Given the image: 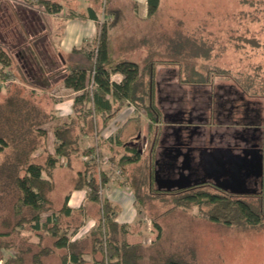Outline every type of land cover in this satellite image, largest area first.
Wrapping results in <instances>:
<instances>
[{
  "label": "trees",
  "instance_id": "obj_1",
  "mask_svg": "<svg viewBox=\"0 0 264 264\" xmlns=\"http://www.w3.org/2000/svg\"><path fill=\"white\" fill-rule=\"evenodd\" d=\"M37 1L47 14L61 11V5L56 2ZM147 1L148 16L151 17L157 11L160 0ZM6 9L9 11L8 7ZM7 11L3 10L0 2V20H3L4 26L8 28L12 23L15 24L13 30L16 45L12 47H18L15 56L27 84L47 89L54 82L63 81L66 87L80 94L75 97L74 115L70 121L53 128L57 140L53 154L48 152L47 133L41 128L47 118L38 107L30 105L20 90L14 91L0 104V150L6 146L13 148L12 157L6 158L0 166V260H4V264H47L58 250H64L65 253L60 256L61 264H87L86 256L91 258L93 264H192L180 252L171 253L162 244V226L158 221L154 223L158 230L155 242L149 246L127 243V225L116 222L115 206L101 194L102 187L110 179L100 165L103 160L100 151L103 139L101 134L125 101L137 102L139 65L133 61L112 64L108 27L104 23L96 52L73 50L74 54L85 56L89 67H69L68 62L65 59L63 61L57 52L53 54L49 51L44 34L46 27L40 10L20 6L11 13L6 14ZM0 62H3L0 69L2 84L10 78L11 74L4 70L10 66L11 58L1 47ZM112 73L123 74L122 82H112ZM92 79L96 87L91 92L88 86ZM211 81L209 79L203 83H212ZM153 91L152 85V102L147 113L151 120L148 132L155 134L151 141L154 151L160 138V128L155 123L166 121L161 105L154 103ZM29 93L33 95V92ZM88 135L95 138V143L82 149L80 139ZM120 135L121 130H118V142ZM141 152L142 143L139 140L131 144L120 159H117V155L109 158L126 176V182L138 202L142 201L143 193L141 171L138 167ZM73 156L82 158L84 164L83 171L77 174L74 189L87 187L88 200L98 203L100 207V218L96 226L84 238L74 240L72 237L81 227V222L74 224L73 214L82 213L83 208H70L69 194L58 208L56 183L53 178V170L57 165L63 159L71 162ZM156 158L154 154L151 156L152 169ZM159 192L161 191L156 190L157 194ZM183 192L186 195L177 199L176 206L185 209L197 207L203 217L213 222L229 225L241 222L256 224L263 216L251 202L240 197L202 190ZM44 214H47L45 218ZM7 254L9 257L5 258Z\"/></svg>",
  "mask_w": 264,
  "mask_h": 264
},
{
  "label": "rangeland",
  "instance_id": "obj_2",
  "mask_svg": "<svg viewBox=\"0 0 264 264\" xmlns=\"http://www.w3.org/2000/svg\"><path fill=\"white\" fill-rule=\"evenodd\" d=\"M0 2L4 11L9 8L6 14L20 6L40 10L49 51L56 53L50 41V23L49 27L46 25L50 16L37 0ZM131 4L132 1H126L122 25L115 26L112 32L113 36L119 37L124 27H129L130 46L136 51L126 59L139 65L144 79L150 80L154 74V103L158 102L159 88L174 86L189 92L191 84L212 79L214 84H234L247 98L264 104V0H160L157 11L144 22L134 20ZM4 24L1 19L0 47L11 58L10 66L4 70L11 75L7 80L10 82L0 84V104L20 90L31 106L40 103L47 109L48 115H44L49 118L52 100H65L61 97L64 94L53 92L50 87L42 89L27 84L15 56L18 47H12L16 45L15 24L8 28ZM2 67L3 62H0V69ZM53 93L60 97L54 98ZM51 144L49 140V147ZM12 154V146L0 150V166ZM101 154L102 159L110 156L109 152ZM144 162L147 161L141 162L143 193L139 208L149 224L154 226L155 221L161 224L162 244L169 252H180L192 264H264V214L256 224L229 225L203 217L197 207H177V199L186 193L161 191L157 194L155 185L147 178ZM104 169L112 176L116 174L120 181L125 178L118 166H112L110 162ZM62 173L61 179L64 177L65 182L66 171ZM201 190L221 194L211 186L190 192ZM246 201L252 203L251 198ZM119 206L123 208L125 202ZM46 216L44 214L43 218ZM1 261L4 264L5 261ZM47 264L60 262L55 256Z\"/></svg>",
  "mask_w": 264,
  "mask_h": 264
},
{
  "label": "crops",
  "instance_id": "obj_3",
  "mask_svg": "<svg viewBox=\"0 0 264 264\" xmlns=\"http://www.w3.org/2000/svg\"><path fill=\"white\" fill-rule=\"evenodd\" d=\"M61 5V11L56 14H48L50 19L46 23L49 27L50 23V41L54 46L55 51L68 62L69 67L75 68H88L89 62L86 60L83 54H74V49H80L83 52L95 51L98 38L100 36L101 21L105 20L108 27V45L109 53L112 64L120 61H131L126 58H130V55L136 51V48L130 46V35L128 33L129 27H124V31L118 36H113V28L115 26L122 25L124 19L123 10L125 9V3L128 0H51ZM132 1L131 10L132 16L137 21H147L151 19L148 16V1L147 0H130ZM119 23V24H118ZM118 41V43L116 42ZM70 57V60L67 58ZM68 73L69 70H64ZM139 90L137 94V102L125 101L123 107L118 111L116 116L109 122L106 129L102 132V141L100 146L101 152H109L110 156L117 155V159H120L131 144L138 142L142 143V155L138 167L141 171L142 179V167L141 162L147 164L146 170L148 171L147 178L151 181L152 166L151 156L159 158L162 152L163 142L159 141L153 151L151 147V141L153 135L148 132L149 124L151 123L148 113L145 112V108H148L152 102V77L151 79L143 78V71L140 70L139 75ZM124 79V75L121 73H112L111 81L115 83H121ZM53 92H61L64 94L65 100H52V107L50 108V117L41 126L47 133V149L48 152L53 154L55 151L56 138L53 133V128L57 125L69 122L74 115V100L80 92L74 91L66 87L63 81L54 82L50 89ZM89 89V86H88ZM160 89V88H159ZM159 89L157 93H159ZM34 95V94H33ZM165 95V94H164ZM163 95V96H164ZM54 98L60 96L52 94ZM158 97L159 106L162 105ZM169 99V98H168ZM176 99V97L174 98ZM165 106H169L171 103L165 101ZM36 105V104H35ZM37 106V105H36ZM43 113L48 115V110L44 109L40 103L37 106ZM171 110L168 113H171ZM146 113V114H145ZM164 121V120H163ZM166 122L155 123L160 128V139L167 140L168 143L172 142L173 127H175L174 121L168 117L165 118ZM48 125H51L48 127ZM174 125V126H173ZM121 130L120 141L116 140L117 132ZM164 138V139H163ZM49 140L52 144L49 147ZM108 140V142H106ZM161 142V145H160ZM95 143L93 136H83L80 139V147L82 149L87 148ZM164 143V145L168 144ZM39 152L36 153L38 155ZM108 157H104L101 161V169L106 173L110 179L108 183L102 187L101 194L103 197L108 198L116 208V222L118 224L127 225V233L125 239L127 243L131 245L142 244L149 246L155 242L158 237V231L155 226L149 224L147 218L144 217L142 211L139 208V203L136 200V196L131 189L130 185L126 182V176L124 180L120 181V178L114 174L110 175L106 167ZM108 158V159H109ZM111 163V162H110ZM112 164V163H111ZM116 164H112V166ZM84 164L82 158L73 156L71 162L62 160L61 164L53 170V178L56 183V200L58 201V208L61 207L63 199L69 194L68 206L73 210L83 208L82 213L73 214V222H81V227L74 233L72 239L84 238L97 224L100 218V207L96 202L88 200L89 189L84 187L83 189H74L75 179L78 172L83 171ZM62 171H66L65 182L61 179ZM65 176V175H63ZM63 181V182H62ZM143 184V180H142ZM65 186V188H64ZM67 186V187H66ZM143 192V189H142ZM122 208L118 207L119 203L124 204ZM122 209V210H120ZM69 220V221H72ZM77 220V221H74ZM153 227V228H152ZM65 253L64 250H58L51 258H58L60 264V256ZM9 257V254H8ZM7 258V257H6ZM50 258V259H51ZM88 260L87 264H93L91 258L86 256Z\"/></svg>",
  "mask_w": 264,
  "mask_h": 264
},
{
  "label": "flooded vegetation",
  "instance_id": "obj_4",
  "mask_svg": "<svg viewBox=\"0 0 264 264\" xmlns=\"http://www.w3.org/2000/svg\"><path fill=\"white\" fill-rule=\"evenodd\" d=\"M191 86L189 92L174 86L159 89L160 95L165 93L160 97L162 114L174 121L175 127L172 142L159 138L163 142V145L160 142L162 152L151 174L156 189L171 187L172 193L211 186L226 196L251 198L252 204L264 214V104L247 98L234 84ZM165 101L171 104L167 107ZM217 150L225 152V158L229 150L245 159L242 165H247L239 173L228 165L205 169L200 157ZM259 160L261 171L256 167ZM240 178L245 179L246 186L242 188L249 194L235 195L218 187V184L237 187ZM185 184L192 186L178 189L177 185Z\"/></svg>",
  "mask_w": 264,
  "mask_h": 264
},
{
  "label": "water",
  "instance_id": "obj_5",
  "mask_svg": "<svg viewBox=\"0 0 264 264\" xmlns=\"http://www.w3.org/2000/svg\"><path fill=\"white\" fill-rule=\"evenodd\" d=\"M60 58L64 61V58L62 57V55H60ZM189 152V151H188ZM225 152L217 150L216 153H206L204 156L200 157V163L204 164L205 169H212V168H217L218 165L220 166H230L231 169H235V171L237 173H239L240 170H242V168H245V166L247 165V163H245V165H242V161H245V159H243L242 157H240L239 155H235L233 154L231 151H227V156L225 158L224 156ZM230 154V155H229ZM186 155V154H185ZM187 157L189 156V153L186 155ZM212 167V168H211ZM258 171H261V160H259L257 162L256 165ZM237 183V184H236ZM236 186L234 188H230V186H223V185H219L218 187L225 190V191H229L232 194L235 195H245V194H249L250 192L246 189V188H242L244 186H246V182L245 179L240 178V180H238V182H236ZM234 184V186H235ZM191 184H185V185H177L178 189H185L188 187H191ZM159 191H171L172 188H164V187H158Z\"/></svg>",
  "mask_w": 264,
  "mask_h": 264
},
{
  "label": "built area",
  "instance_id": "obj_6",
  "mask_svg": "<svg viewBox=\"0 0 264 264\" xmlns=\"http://www.w3.org/2000/svg\"><path fill=\"white\" fill-rule=\"evenodd\" d=\"M104 23H106V21L102 20L100 25L102 26ZM94 52H96V51H94ZM92 76H94V72H92ZM8 82H10V81H7L6 83H8ZM95 87H96V84H95L94 80L92 79L90 84H89V90L92 92ZM0 264H2L1 260H0Z\"/></svg>",
  "mask_w": 264,
  "mask_h": 264
}]
</instances>
